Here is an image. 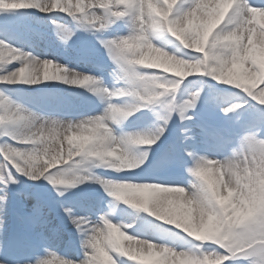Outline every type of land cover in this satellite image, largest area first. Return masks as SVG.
<instances>
[{"label": "snow or ice", "instance_id": "obj_1", "mask_svg": "<svg viewBox=\"0 0 264 264\" xmlns=\"http://www.w3.org/2000/svg\"><path fill=\"white\" fill-rule=\"evenodd\" d=\"M154 3L162 6L163 0H154ZM0 5H6L0 6V85L4 86L0 87V264H52L49 257L63 258L71 264H157L159 251L152 248L155 244L166 245L172 250L171 254L195 264H203L206 260L214 264H253L256 249L264 244V236L257 233L244 237L217 235L206 240L178 226L159 225V235L139 226L130 232L125 231L140 240L147 239L150 242L147 249L141 244L127 251H116L99 241L106 231V221L112 219L105 210L106 205L112 207V200L108 201L104 193L112 197V191L122 187L196 188L195 184L185 181L184 174L196 176L206 163L205 158L222 160L233 154L247 157L264 153V63L233 50L217 54L213 47L203 51L185 48L170 35L168 26L175 23L176 18L183 19L185 11L195 6V0H179L168 21L157 18L150 38L163 47L175 44V49L169 48V51L183 60L212 63L246 79L242 86H238L235 82H220L211 74H194L180 82L178 77L141 69L140 72L149 75L163 76L166 82L178 83V87L175 91L156 90L162 94L142 93L136 100V113L142 114L138 119L143 124L127 131L130 119L114 121L108 118V113L110 105H123L129 100V96L112 94L133 90L136 73L112 55V42L124 36L146 34L143 27L136 29L132 25L142 26L145 13L152 14L147 3L135 0L134 4H122L114 0L109 4L106 0H90L76 11L62 7L56 0L47 4L44 0H0ZM249 7L264 8V0H239L236 14L246 12ZM37 26L51 28L56 39L64 45H69L81 33L88 34L91 38L81 40L76 52L78 66L71 67L59 59L38 54L31 44L22 47L12 42L14 38L36 33ZM125 28L127 32H124ZM105 53L114 66L111 75L115 79L111 86L102 75L79 68L81 63L94 64ZM25 64H39L49 72L31 83L19 81L17 75L24 70ZM193 76L197 79H188ZM91 77L101 78L99 86L93 89L83 87ZM213 80L217 83L213 84ZM52 81L84 88L96 97L94 107L76 114L36 110L21 101V89L10 87L43 84L42 91L55 94L57 86L48 83ZM197 83L199 90L184 98L188 87ZM234 90H241L246 95L231 104L200 107L207 93ZM236 94L240 95L239 92ZM66 121L72 122L73 131L102 122L107 128L104 133L106 143L101 146L94 140L69 147L68 141L61 137L54 160L53 156L39 152L38 146L44 142V136L51 128L62 126ZM37 126V131H26ZM153 129L154 142L146 145L139 154L130 152L137 139L135 134ZM101 152L104 155L99 154ZM110 152H123L129 160L114 164L113 158L106 155ZM35 158L43 163L38 170L27 165L28 159ZM24 179L41 183L39 187L24 184L21 188ZM44 181L58 194L55 200H49L41 193ZM199 183L201 192L213 197L211 188L203 181ZM82 184L99 185L103 192L100 188L94 193L83 189L79 201L65 196L66 192ZM197 195L199 193H193V196ZM27 201L32 202L30 209ZM13 217L28 233L38 230L40 237L32 252L23 258H12L8 254L11 244H21L24 240L23 234L14 236L11 233L9 219ZM149 223L155 224L153 221ZM61 237H67L69 244L75 238L74 256L58 251L56 241Z\"/></svg>", "mask_w": 264, "mask_h": 264}, {"label": "clouds", "instance_id": "obj_2", "mask_svg": "<svg viewBox=\"0 0 264 264\" xmlns=\"http://www.w3.org/2000/svg\"><path fill=\"white\" fill-rule=\"evenodd\" d=\"M44 2L47 4L52 0H44ZM89 2L90 0H56V3L62 7L71 8L73 11ZM106 2L112 4L114 0H106ZM115 2L134 4L135 0H115ZM142 2L147 3L152 14L146 12L142 17L143 25L133 23L132 27L136 29L143 27L146 34L124 36L112 42V55L124 66L132 69L136 77L133 90L112 94L129 96L130 99L123 105H110L108 118L114 121L120 119L126 121L138 111L136 100L142 93L162 94L157 93L156 90L175 91L178 87V83L166 82L163 76L149 75L147 72H140L141 69L175 76L180 82L190 75L211 74L220 82H235L238 86L244 84L246 77L237 75L235 71L227 72L223 67L218 68L212 63L200 64L183 60L169 51L170 45L163 47L150 38L157 18L168 21L179 0H163L162 6H156L154 0H142ZM238 3L239 0H195V6L185 11L183 19L176 18L175 23H169L168 31L185 48L203 51L213 47L217 54L233 50L237 54L244 53L264 63V8L249 7L246 12L237 15ZM48 72L47 68H42L39 64H25L24 70L19 71L17 80L31 83L42 79ZM53 74L63 75L56 72ZM100 81V77H91L82 86L93 89L99 86ZM38 127L26 131L34 132ZM106 131L107 128L102 122L73 131L72 122L66 121L62 126L51 128L50 133L44 136V142L38 146V150L53 156L54 160L61 137L68 141L69 147L88 144L94 140L102 146L106 143L104 136ZM135 135L137 139L131 146L130 152L139 154L146 145L154 142L155 129ZM99 154L104 155L103 152ZM106 155L112 157V162L117 165L129 160V156L123 152H110ZM205 159L206 163L189 181V184H195L196 188L114 189L111 193L112 207L109 210L112 219L106 221V231L103 232L99 243L116 251H127L141 244L147 249L150 245L147 239L140 240L125 231L139 227L141 220L147 219L146 216L139 214L141 212L155 218L154 223L157 220L162 222L161 227L178 226L206 240L213 239L217 235L244 237L257 233L264 236V153L247 157L233 154L222 160ZM27 165L33 170L43 167L39 158L28 159ZM199 181H203L211 188L213 197L210 198L206 193L201 192ZM194 192L199 195L193 196ZM121 204L126 205L127 208L122 210ZM128 209L133 211L129 212ZM121 214L125 215V219H117ZM152 248L159 251L157 264H195L192 260L171 254L172 250L166 245L155 244ZM256 252L253 264H264V244H261ZM48 259L52 264H71L65 262L63 258ZM203 264H214V262L206 260Z\"/></svg>", "mask_w": 264, "mask_h": 264}, {"label": "rangeland", "instance_id": "obj_3", "mask_svg": "<svg viewBox=\"0 0 264 264\" xmlns=\"http://www.w3.org/2000/svg\"><path fill=\"white\" fill-rule=\"evenodd\" d=\"M60 15H63V14H60ZM127 31H128V29L126 28V30L124 32H127ZM41 32H43V31H41ZM85 38H91V37L88 36V34H84V33L79 34L78 38L75 39L74 43H71V44L67 45L65 47V50L61 49V51H59L58 47L55 46L50 41H48L49 43H46V44H48V46L44 45V47H41V49H38V50L40 52L46 54L50 58L51 57H53V58L58 57L62 63H69V65L71 67H77L78 65H77L76 52H77L78 48L80 47V41L85 39ZM25 41L27 42V40H25ZM25 41H21L20 40V41L17 42V38H14L12 40L13 43H17V45L22 46V47H23V45H27V46L29 45V43L28 42L25 43ZM37 41H38L39 44L43 43L42 39H38ZM169 45L171 46L170 48H173V49H175V47H176L175 44H169ZM112 67H114V66L111 64V61L107 59L106 53L103 56L98 57L95 60L94 64H83V63L79 64V68H80L81 71H89V72H93V73H95L97 75H102L104 77L105 81L109 84V86L112 85V83L114 82V79H115V77L111 75ZM188 79L189 80H196L197 77L193 76V77H190ZM48 83L49 84H54V85L56 84L57 88H60L59 90H62L63 94H67V95L73 96L72 99H69V100L64 99L63 102L58 101V100H54V98H51V100H49V101L52 102L53 105L51 104L52 106L49 107L51 109L50 111H60V110H62V111H69V112H72V113L76 114V113H79V112H88L94 107V101L96 100V97L93 96L92 93L86 91L84 88L68 86V85H65L62 82H58V81H52V82H48ZM212 83L215 84L217 82H215L213 80ZM17 85H19V84H17ZM17 85L10 86V87H16ZM41 85H43V84H41ZM41 85H24L23 84V86L25 88H28V89L31 90V93L38 94V95L40 94L41 97H43V99L45 97L46 98L51 97L53 94H50V93L45 92V91H42L43 88L41 87ZM21 86L22 85L20 84L19 88H21ZM0 87H4V86L0 85ZM43 87H44V85H43ZM199 87H200L199 83H197L195 85H190L188 87V89L183 94L184 98H188L192 94V92L199 90ZM237 92H239L240 95H237L236 94ZM220 95L223 96V98H225V101L222 102V104H224V103L231 104L233 102H236V101L240 100L241 96L246 95V94H243L241 90H234L233 92L224 91ZM19 98L21 99V101L23 103L24 102L27 103L26 104L27 106L33 107L36 110H38V108H36L37 106H41L38 101H36L35 99L33 100L32 98H30L28 93L19 94ZM56 101H57V103H56ZM55 104H58V105H57V107L54 108ZM202 104H206V105L210 106V105H215V104H221V102H219V99L214 100V96L210 95L209 93H207L205 95V102L202 103ZM201 108H203V106ZM190 111H192V110H190ZM141 115H142L141 113H136L132 118H130V125L126 129L127 131L130 130V128H133V127H134L133 130H135L138 126L143 124V121L138 119L139 117H141ZM136 116H138L137 119H135ZM173 127H175V125H173ZM184 179L187 182V181H190L192 179V177L185 172ZM23 182H25V181L23 180ZM31 182H33V181H31ZM43 184H44V187L53 188L46 181H44ZM23 186H24V184H22L20 187L22 188ZM96 188H100V186L99 185H95V184L94 185H88L87 190L91 191L90 193H92V190H95ZM46 190H48V189H46ZM42 194L45 197L49 196V195H47V193H42ZM79 194H80V192L79 193H75V197H73V198L70 197L69 199L73 200V201H79L80 200V195ZM112 199H113L112 197H109L108 201H111ZM31 203H32L31 201H27L26 202L28 209H30ZM120 207H121V209L127 208V206L123 205V204H121ZM105 210L109 211L110 208H108L107 205H106ZM128 211L131 212L133 210L132 209H128ZM139 214L141 216H146L147 217L146 221L140 223V226L142 228H144L146 231H148L150 233H154V234H158V235L161 233V230H160V228L158 226L162 222L157 220L155 222V224L149 223L150 221H153L155 218H152V217L148 216V214L143 213V212H141ZM117 219H125V215L121 214L120 216L117 217ZM114 222H115V220H114ZM13 225H14V223L12 224V226ZM165 227H173V226L165 225ZM10 230L12 231V229H10ZM125 230L130 232V229H125ZM30 234H33V232H31ZM30 234H26V235H30ZM38 238L39 237H34V240H32L29 237H26V245L25 246L17 247L14 250L9 251L8 254L12 258H13V256H16V254H20L21 255V253H23V252L20 251V249L21 248H26L28 244L33 243ZM56 243L62 244V243H60L58 241H56ZM62 245H64L65 247H63V248H65L67 250H70V251L73 250L71 245L70 246L69 245H65V244H62Z\"/></svg>", "mask_w": 264, "mask_h": 264}]
</instances>
